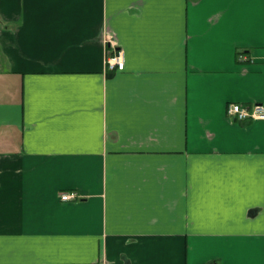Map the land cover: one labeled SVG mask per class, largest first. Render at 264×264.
I'll return each instance as SVG.
<instances>
[{
	"label": "crops",
	"instance_id": "crops-1",
	"mask_svg": "<svg viewBox=\"0 0 264 264\" xmlns=\"http://www.w3.org/2000/svg\"><path fill=\"white\" fill-rule=\"evenodd\" d=\"M231 102L264 103V0H0V264H264Z\"/></svg>",
	"mask_w": 264,
	"mask_h": 264
},
{
	"label": "built area",
	"instance_id": "built-area-1",
	"mask_svg": "<svg viewBox=\"0 0 264 264\" xmlns=\"http://www.w3.org/2000/svg\"><path fill=\"white\" fill-rule=\"evenodd\" d=\"M123 65L124 58L120 50L107 57V69H122ZM226 115L228 119L237 122L264 119V103L231 102L227 105ZM77 197L78 195L75 191H63L60 195L63 201L74 200Z\"/></svg>",
	"mask_w": 264,
	"mask_h": 264
},
{
	"label": "trees",
	"instance_id": "trees-1",
	"mask_svg": "<svg viewBox=\"0 0 264 264\" xmlns=\"http://www.w3.org/2000/svg\"><path fill=\"white\" fill-rule=\"evenodd\" d=\"M211 264V263H210Z\"/></svg>",
	"mask_w": 264,
	"mask_h": 264
}]
</instances>
